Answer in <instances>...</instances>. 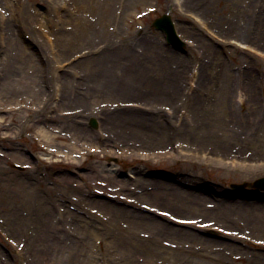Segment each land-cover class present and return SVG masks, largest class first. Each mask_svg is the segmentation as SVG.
I'll return each instance as SVG.
<instances>
[{
	"label": "rangeland",
	"instance_id": "obj_1",
	"mask_svg": "<svg viewBox=\"0 0 264 264\" xmlns=\"http://www.w3.org/2000/svg\"><path fill=\"white\" fill-rule=\"evenodd\" d=\"M118 1L100 23L105 32L88 33L95 21L73 37L75 0H21L28 12L15 0L13 16V0H0V264H264V246L253 244L264 241V212L250 222L229 203H264L253 186L264 177V58L230 42L264 50L255 38L264 0H182L177 11L174 0ZM165 13L185 41L179 49L151 24ZM146 35L162 47L143 62L154 93L143 83L142 97L90 86L91 56ZM180 59L184 72L173 73ZM123 66L107 68L114 77ZM252 68L261 76L255 96L246 84ZM174 86L177 98L159 97ZM124 107L145 114L128 110L113 124L108 116Z\"/></svg>",
	"mask_w": 264,
	"mask_h": 264
},
{
	"label": "bare ground",
	"instance_id": "obj_2",
	"mask_svg": "<svg viewBox=\"0 0 264 264\" xmlns=\"http://www.w3.org/2000/svg\"><path fill=\"white\" fill-rule=\"evenodd\" d=\"M75 1H76V4H75L76 8L80 11L81 14H78L77 10H76V15H75L76 21H73L74 20L73 17H71V19H68L71 22V27L74 28V29L71 28L73 31V37L83 36V34H85L86 30H88L87 26L89 24L93 25L95 21H97V22L94 24L93 28L90 31H88V33H93V34H97V35L102 34V28H103V31L105 32L106 27H107L106 23H105V25H101L102 28L100 27V23L103 21H107L105 16L106 17L109 16V13H110L109 11L111 10V6H112L114 0H75ZM129 1L136 3L138 0H129ZM210 1L211 0H187L186 2H192V3H195V5L200 4L203 6H207V5H209ZM253 1H255V0H252V2ZM18 2H19V0H18ZM19 3L20 4H18V5L22 6L24 9H26V12H28L27 6H25V4L21 2V0ZM18 5H16L15 0H13V4L10 5L11 9H12L11 13H10L11 16H13V14H14L13 7H15V6L18 7ZM97 7H98V9H97ZM167 7L169 8V5ZM96 9H97L96 14H98V15L93 14V12ZM92 14H93V18L90 17V15H92ZM114 14L115 13H113V15ZM256 19H258V27L259 28L255 32L256 33L255 38L258 39L259 41L264 42V12L262 14H259L258 16H256ZM137 20H139V18ZM41 25H43L44 27L50 28L48 23L45 24V20H44V22H42ZM8 33H9V35L7 36V41L11 47V57H12V60L16 61V59L18 58L17 53L19 51V46H20V45H18L19 40L17 38H14V32H13L12 28L9 29ZM0 40H1V38H0ZM59 40H60V43H59ZM57 43L60 44L61 46H64L63 39H58ZM0 44H1V42H0ZM122 45H123V48L120 50H118V48L116 49V46H115V50L111 47H106L105 50H102L103 52H101L98 56H91L92 58H91L90 62L95 66V68L97 70H95V74L92 75L94 82L90 83V86L94 87V89L98 88L101 90L111 91L113 93L115 92L119 96H122L124 94L125 95L134 94L135 96L139 95L140 97H142V94L140 93L141 89H139V88H141L140 84L143 83L144 87L145 88L147 87L148 88L147 90L150 91V92L146 91L147 94H150L152 90H154L153 91V93H154L156 91L155 87L153 85H150V82L152 83V80L149 79L148 73H147V75H146V73H144L143 62L147 59L150 60L149 54H152L154 52L159 53L160 50H162V47L159 43V40H157L151 36L146 35V37L142 36V38L139 41V39H135L133 36L130 40L123 42ZM143 56H145L146 58H144ZM249 56L256 58L252 55H249ZM104 58H106V63H104V64H106V66H103L102 60ZM31 59H34V58L32 57ZM177 61H178V63L176 65V68L174 69L175 71L173 73H180L181 74L184 72V69L181 66L184 65L185 60L180 59ZM34 62L36 64V67L41 66L39 61L34 59ZM113 64H123L124 65L122 67L123 68L122 71L120 70L121 72L119 73V75L114 76V77H112V72L110 71V69H108L110 66H113ZM107 66H108V68H107ZM37 70H39V69L37 68ZM38 73H40V71H38ZM201 74H202V71H201ZM171 80H172V77H171ZM260 81H261V76H260L259 72H257L256 69L255 70L253 68L250 69L246 84L248 86V90L251 91V93H250L251 96L256 95V90H257L256 86H257V83ZM227 84H229V83L226 81V85ZM230 86L231 85H229V87ZM174 88L176 89L174 91H172V89H170V91L168 90L169 92H171L170 94L167 91H161L160 93H158V94H160L159 97H167V98L172 99V97H174L173 92H176L175 97L177 98L180 89L179 88L177 89L175 86H174ZM143 94H145V92H143ZM146 95H145V97H146ZM229 95L231 96V93H229ZM226 99L231 100V97H227ZM121 110H122V113H118ZM128 110H132L133 112L137 111L140 114H145V112H143V111H140V110L138 111L137 108H126V107H124V108H120L119 110L110 114L108 116V118H111L110 121L113 122V124L115 122L116 123L125 122L122 120V118L125 116V111H128ZM111 122H109V120H108V124H110ZM39 132H40L41 136H44V137H46L48 134L44 128L40 129ZM221 145H222V143H221ZM224 148H226V147H224ZM187 195L192 197L193 199H199V193H193L191 191L190 192L188 191ZM229 203L231 204V206H233L237 209L239 208V212H243L245 214H248V218L250 219V222H254L256 220V218H259V216L256 213L264 212V203H262V202H257V201L249 202V201H246L243 199H237L236 198V200H234V202H229ZM224 209H227V208H224ZM253 213H255L256 215ZM139 216L142 217V215H139ZM147 219L152 221L153 217L148 216ZM187 219H189V218H187ZM147 223H150V222L148 221ZM161 226H162V229L168 231V229L165 225H161ZM198 237H200V236L198 235ZM200 238L202 239V237H200ZM91 260L92 261L94 260L93 257L91 258ZM92 264H93V262H92Z\"/></svg>",
	"mask_w": 264,
	"mask_h": 264
},
{
	"label": "water",
	"instance_id": "obj_3",
	"mask_svg": "<svg viewBox=\"0 0 264 264\" xmlns=\"http://www.w3.org/2000/svg\"><path fill=\"white\" fill-rule=\"evenodd\" d=\"M162 23H164V22H162L161 21V23L160 24H162ZM163 25V24H162ZM260 184V185H264V179H260V180H258V181H256V184Z\"/></svg>",
	"mask_w": 264,
	"mask_h": 264
}]
</instances>
